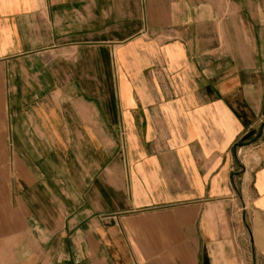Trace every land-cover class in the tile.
I'll list each match as a JSON object with an SVG mask.
<instances>
[{
  "label": "crops",
  "instance_id": "crops-1",
  "mask_svg": "<svg viewBox=\"0 0 264 264\" xmlns=\"http://www.w3.org/2000/svg\"><path fill=\"white\" fill-rule=\"evenodd\" d=\"M0 264H264V0H0Z\"/></svg>",
  "mask_w": 264,
  "mask_h": 264
}]
</instances>
